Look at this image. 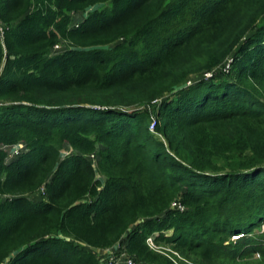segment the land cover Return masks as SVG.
<instances>
[{"label":"trees","instance_id":"obj_1","mask_svg":"<svg viewBox=\"0 0 264 264\" xmlns=\"http://www.w3.org/2000/svg\"><path fill=\"white\" fill-rule=\"evenodd\" d=\"M0 19V264L119 244L264 264V0H0Z\"/></svg>","mask_w":264,"mask_h":264},{"label":"built area","instance_id":"obj_2","mask_svg":"<svg viewBox=\"0 0 264 264\" xmlns=\"http://www.w3.org/2000/svg\"><path fill=\"white\" fill-rule=\"evenodd\" d=\"M4 29L5 26L2 22V20L0 19V35L3 36L4 35ZM230 66V63L229 65ZM211 73H207L206 75L209 76ZM191 83V81H189V84ZM152 130L155 129V125H152ZM6 150L9 152L10 157H13L15 155H18L20 153L21 148L19 146H15V147H7ZM173 206L175 207H179V208H184L183 205L178 204V203H174ZM147 243L151 246V247H156L154 245L153 242V238L149 237L147 239ZM107 253V257L105 258V262L107 263L108 259V263L107 264H139L134 258H132L131 256L128 255V253L126 252L125 249L120 248V244L116 247H112L109 249L105 250Z\"/></svg>","mask_w":264,"mask_h":264},{"label":"rangeland","instance_id":"obj_3","mask_svg":"<svg viewBox=\"0 0 264 264\" xmlns=\"http://www.w3.org/2000/svg\"><path fill=\"white\" fill-rule=\"evenodd\" d=\"M84 16H85V14L79 13V14H76L75 18H76V20H81V19L84 18ZM229 63H230V60H228L226 62V66L229 65ZM67 149H69V147H67ZM41 195L42 194H38V195L35 196V198L36 199H39V198H41ZM120 248H122V245L121 244H120ZM168 251H171V253L173 254V256H174L173 262L175 264H191V263H189V261L185 260V258H183L182 256H180L178 253L174 252L173 250L168 249ZM98 256L101 259L105 260V258L107 257V253H106V251H99L98 252ZM108 261H109V259H108ZM108 261H107V263H108Z\"/></svg>","mask_w":264,"mask_h":264}]
</instances>
